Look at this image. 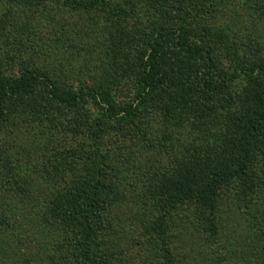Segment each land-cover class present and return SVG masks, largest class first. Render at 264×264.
<instances>
[{"label":"trees","instance_id":"1","mask_svg":"<svg viewBox=\"0 0 264 264\" xmlns=\"http://www.w3.org/2000/svg\"><path fill=\"white\" fill-rule=\"evenodd\" d=\"M239 4L240 12L229 0H0V197L29 200L53 238L35 264H264V0ZM243 12L262 29L235 35L220 24L231 14L239 25ZM65 13L87 23L63 18L39 37L40 18L52 26ZM34 45L70 52L48 67L24 64L18 54ZM79 56L76 69L68 62ZM151 108L182 130L161 139L181 158L149 176L123 229L110 146L129 131L151 152L142 126ZM23 123L39 130L30 166L5 140ZM222 203L237 214L231 225L219 222ZM11 221L0 199V233ZM229 229L238 246L234 233L221 239Z\"/></svg>","mask_w":264,"mask_h":264},{"label":"rangeland","instance_id":"2","mask_svg":"<svg viewBox=\"0 0 264 264\" xmlns=\"http://www.w3.org/2000/svg\"><path fill=\"white\" fill-rule=\"evenodd\" d=\"M229 1L231 2V6H229L228 8L236 11L242 9L240 7L239 0ZM14 7L15 6H13V8ZM16 14L20 16L19 11L16 12ZM242 15L243 19L237 23L239 25L233 23L231 14H229V16L225 18L226 22L223 21L220 22V24H226V27H228L227 31L229 32L232 30L236 35L240 26H251V19L247 16L248 14L243 12ZM72 16L73 15L66 13L63 15L60 14L56 17V19L54 18L52 26L46 25L43 18H40L42 24L38 26L41 27L39 29V37H48L54 27L57 29L56 26L58 24L60 25L61 23H63V18L69 22H74L77 21V19L80 17ZM37 17L39 18V16ZM86 18L87 17L85 16H81L77 22H82V19L83 22H86ZM258 26H260V23H258L257 27ZM262 26L258 27L257 29L261 30ZM88 28L90 29V27H87V29ZM251 28L253 27L251 26ZM83 29L84 30L82 31L84 34L87 30H85V27ZM71 30L72 28L66 31L72 37H75V33L73 31L71 32ZM80 38L81 35L79 34V36L76 37V40H80ZM96 40H100L99 35H96L94 37V41ZM40 43L41 42H39L38 44ZM37 46L39 45H34L33 49H27L21 52V54H18V56H22L21 62L25 64V59H34L36 62L39 63L40 66L48 67L46 63L49 61L48 58H50V56L52 57V59L55 58V56H57L59 59L63 57V61H65L67 60L66 57H64L65 52H70L65 46H57L56 49L54 48L53 51L49 52H47L48 47L44 48L42 45H40V47ZM59 49L65 50L63 55L60 53ZM68 55L71 57V53ZM70 59L71 61L68 63H70L74 68L78 69L80 68V66H82L81 63L86 58L84 59L82 56H79ZM7 63H9V61ZM223 66H225L226 68L229 67L227 64H224ZM14 72H16V69L13 71V73ZM124 87L125 86H123L122 84L119 90H123ZM164 116L165 115L162 114V111L160 109L151 108L149 114L147 115V118L142 121L144 123L142 124V126L145 128L144 131H147L149 133L152 144H155L154 149L152 148L151 152L149 151L150 149H147L149 145L141 141L140 135L136 137L140 141L139 142L133 135L129 133V131H127L125 135L122 136L123 138L121 137V135H119L120 138L118 139V141L114 143V145L110 146V153L111 155H113V157H115L117 161V169L122 172V175L119 180H122L123 183L122 190H124L125 200L117 208L116 215L119 217V222L121 223L120 226L123 229L127 228V226L129 225L128 223L132 219V215H130L128 212L134 210L132 207H134L136 203L138 205V202L141 200L140 198H138V195H140V191L143 190V186L147 184L152 185V183H150L151 177L149 176H152L155 173H162L164 170L168 171V168L173 163V161L175 159L181 158L178 149L172 150L168 148H163V143L161 142V139L163 137L171 136L175 139L179 135L180 131H182L181 129H177L175 126H173L172 123L169 124L165 120ZM38 134L39 130L36 128L35 125L26 123L21 124V127L18 126V129L16 131L10 134H5L7 135L5 136V140L8 141V143L10 144L8 151L16 157L20 158L21 160L24 159L25 162H28V166H30L33 160L32 156L34 154V152L32 154V150L34 147L32 141L34 139H38ZM121 139L124 140L122 144L119 143ZM185 142L186 141L184 139H181V143H179V146L184 144ZM173 143L174 142L168 144L172 145ZM120 145L124 146L123 149L119 148ZM26 169L30 170V168ZM126 177H128V179L123 180ZM1 184L2 183H0V185ZM6 188L7 186L4 188V190ZM0 199L2 207L6 209V211L10 213V217H12V228L7 231L2 230V232L0 233V263L4 262L5 264H35L34 261H39L41 258H44L48 254H50L52 252L51 242H53V238H51L50 234L43 226V224L36 220L35 212L30 204V201L22 197H14V199L8 198L6 197V195H3L2 198L0 197ZM143 209L148 210L149 206H145ZM183 212H185V207L181 209L179 215ZM219 212V222L223 226L228 224L231 225V223L228 222H230V219H233V215H237L233 210L230 209V207H228L227 203H222L220 205ZM178 218L179 216L177 213L175 214V217L172 218V222L177 224L180 223ZM240 218L242 219L240 220L242 225L249 224V220L245 214H240ZM191 222H195V219H192ZM191 229L192 228L190 227L189 232L191 231ZM173 232H176V228ZM231 233H234L232 237L230 235ZM123 235H125L123 238L127 237V234L125 232L122 233V236ZM176 235L178 240L182 239V242L180 241V243L177 244L178 248H181L183 246V242L185 243V237L187 236V232L181 230V232L177 233ZM227 237L232 238V243L230 244L231 246H238L237 244H239V235H236V233L234 231H231L230 229L229 231L225 230L224 233L221 232V239L224 242L225 238ZM183 247L180 250L181 254H183ZM239 250L240 249L237 248L236 251ZM247 251L249 250L247 249ZM237 263L243 264L244 260L242 262Z\"/></svg>","mask_w":264,"mask_h":264}]
</instances>
